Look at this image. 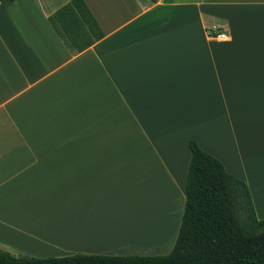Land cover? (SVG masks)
Masks as SVG:
<instances>
[{
    "label": "crops",
    "instance_id": "crops-1",
    "mask_svg": "<svg viewBox=\"0 0 264 264\" xmlns=\"http://www.w3.org/2000/svg\"><path fill=\"white\" fill-rule=\"evenodd\" d=\"M68 1L0 0V247L170 252L190 139L264 218V0H83L104 35L76 52L48 20Z\"/></svg>",
    "mask_w": 264,
    "mask_h": 264
},
{
    "label": "trees",
    "instance_id": "trees-1",
    "mask_svg": "<svg viewBox=\"0 0 264 264\" xmlns=\"http://www.w3.org/2000/svg\"><path fill=\"white\" fill-rule=\"evenodd\" d=\"M48 20L72 52L104 35L83 0H69ZM188 146L184 210L169 253L39 258L0 247V264H264V218L256 217L246 182L195 139Z\"/></svg>",
    "mask_w": 264,
    "mask_h": 264
},
{
    "label": "built area",
    "instance_id": "built-area-1",
    "mask_svg": "<svg viewBox=\"0 0 264 264\" xmlns=\"http://www.w3.org/2000/svg\"><path fill=\"white\" fill-rule=\"evenodd\" d=\"M208 35L218 40H230V33L225 31L220 25L214 24L208 29Z\"/></svg>",
    "mask_w": 264,
    "mask_h": 264
},
{
    "label": "rangeland",
    "instance_id": "rangeland-1",
    "mask_svg": "<svg viewBox=\"0 0 264 264\" xmlns=\"http://www.w3.org/2000/svg\"><path fill=\"white\" fill-rule=\"evenodd\" d=\"M211 27V26H210ZM210 27H208L207 28V33H208V29L210 28ZM218 40V39H217ZM252 112H253V110H252ZM251 112V113H252ZM251 113H249V114H241L240 116H238L237 117V119H242V120H250V118H253L254 117V114L251 116V117H249V115L251 114ZM235 119V118H234ZM238 143H239V140H238ZM228 145H230V148L232 149L233 148V146L236 148V140H229V142H228ZM226 146H227V144H226ZM262 186H264V177H263V179H262ZM252 204H254V203H252ZM253 207H254V205H253ZM254 211H255V214H256V217L258 216V215H261V211L262 210H258V209H256L255 207H254ZM259 217V216H258ZM257 217V218H258ZM259 219H262V218H259ZM167 253H169V252H167ZM167 253H165V254H167ZM160 255H164V254H160Z\"/></svg>",
    "mask_w": 264,
    "mask_h": 264
}]
</instances>
